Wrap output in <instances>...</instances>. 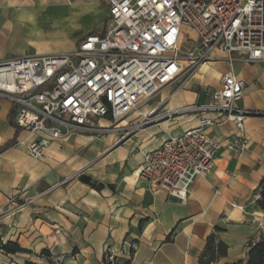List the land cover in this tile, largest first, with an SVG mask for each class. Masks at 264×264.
Masks as SVG:
<instances>
[{
	"label": "crops",
	"instance_id": "obj_1",
	"mask_svg": "<svg viewBox=\"0 0 264 264\" xmlns=\"http://www.w3.org/2000/svg\"><path fill=\"white\" fill-rule=\"evenodd\" d=\"M107 24L104 0H0V60L73 51L85 36L104 33ZM214 55L179 89L174 91L181 80L123 119L120 131L52 141L40 159L28 155V140L19 143L25 134L13 124L12 103L0 97L2 242L16 241L29 251L50 247L61 264H103L108 249L130 264H198L208 235L215 233L227 253L212 264L244 261L264 234V210L255 203L264 185V115L245 119L247 148L234 155L222 146L212 171L194 179L186 203L152 192L140 176L146 151L168 133L197 124L191 113L154 118L210 101L224 73L245 81L240 107L264 112V59L229 63ZM206 131L222 140L234 126Z\"/></svg>",
	"mask_w": 264,
	"mask_h": 264
},
{
	"label": "built area",
	"instance_id": "obj_2",
	"mask_svg": "<svg viewBox=\"0 0 264 264\" xmlns=\"http://www.w3.org/2000/svg\"><path fill=\"white\" fill-rule=\"evenodd\" d=\"M104 2L105 32L85 36L73 51L0 60V97L12 103L13 124L25 134L19 143L28 140L34 159L52 141L76 133L97 139L120 131L123 119L181 80L174 91L179 89L216 52L229 63L264 59V0ZM183 27L195 38L186 40ZM244 88L242 78L227 72L210 101L154 118L191 113L197 124L168 133L144 153L140 176L152 192L186 203L194 179L212 171L222 146L234 155L247 148L245 119L258 112L239 106ZM226 123L234 131L222 140L206 131ZM107 252L112 259L114 251Z\"/></svg>",
	"mask_w": 264,
	"mask_h": 264
},
{
	"label": "trees",
	"instance_id": "obj_3",
	"mask_svg": "<svg viewBox=\"0 0 264 264\" xmlns=\"http://www.w3.org/2000/svg\"><path fill=\"white\" fill-rule=\"evenodd\" d=\"M2 148H0L1 150ZM259 209L264 210V185L260 183L259 198L255 201ZM219 230L215 227V231ZM24 249L19 247L15 242L3 243L0 241V252L16 253L23 252ZM227 253V245L218 240L215 233L208 235L204 249L200 255L198 264H212L217 259L225 256ZM103 264H130L131 260L117 257L113 255L112 259L109 258V253L106 251L103 257ZM232 264H264V234H261L258 240L252 243L247 251L246 259L244 261H237Z\"/></svg>",
	"mask_w": 264,
	"mask_h": 264
},
{
	"label": "rangeland",
	"instance_id": "obj_4",
	"mask_svg": "<svg viewBox=\"0 0 264 264\" xmlns=\"http://www.w3.org/2000/svg\"><path fill=\"white\" fill-rule=\"evenodd\" d=\"M182 32L186 40H191V38L195 37L194 31L190 28L183 27ZM0 241L2 242L1 239ZM15 243L19 245L18 242L15 241ZM19 247L21 246L19 245ZM61 260L62 257L60 255L55 253L52 248L46 246H43L42 248L35 247L33 248V251L24 249L23 252L16 253L0 252V264H61Z\"/></svg>",
	"mask_w": 264,
	"mask_h": 264
},
{
	"label": "water",
	"instance_id": "obj_5",
	"mask_svg": "<svg viewBox=\"0 0 264 264\" xmlns=\"http://www.w3.org/2000/svg\"><path fill=\"white\" fill-rule=\"evenodd\" d=\"M253 115H261L260 113H258V114H253ZM173 198V197H172ZM173 199H175V198H173Z\"/></svg>",
	"mask_w": 264,
	"mask_h": 264
},
{
	"label": "bare ground",
	"instance_id": "obj_6",
	"mask_svg": "<svg viewBox=\"0 0 264 264\" xmlns=\"http://www.w3.org/2000/svg\"><path fill=\"white\" fill-rule=\"evenodd\" d=\"M164 101V100H163ZM155 105V104H154ZM156 106V105H155ZM142 108H144V107H142ZM151 110V109H150Z\"/></svg>",
	"mask_w": 264,
	"mask_h": 264
}]
</instances>
